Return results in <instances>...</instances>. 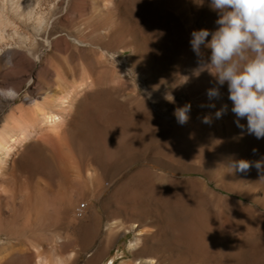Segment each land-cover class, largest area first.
<instances>
[{"label": "rangeland", "instance_id": "rangeland-1", "mask_svg": "<svg viewBox=\"0 0 264 264\" xmlns=\"http://www.w3.org/2000/svg\"><path fill=\"white\" fill-rule=\"evenodd\" d=\"M120 1L89 0L88 7L104 14L107 2ZM71 2L55 1L50 27L34 51L38 62L17 51L27 70L13 71L6 65L9 51L0 56V89L17 91L14 101L0 96V130L17 107L56 99L85 76L93 84L68 110L58 132L63 160L55 164L56 177L49 176L54 153L47 134L29 144L38 148L27 153L16 145L2 157L0 264H39V259L89 264L96 251L95 264L112 258H119L115 264H264V180L255 166L246 173L230 167L233 161L264 157V139L237 127L227 83L220 86V98L209 100L204 93L218 86L215 77L206 70L194 74L199 65L192 31L218 27L210 0H127L126 11L114 10L116 40L107 46L72 26ZM202 51L210 62L211 49L202 45ZM94 53H103V61L88 68ZM44 68L48 72L42 74ZM29 79L31 87L25 85ZM187 103L190 119L180 125L174 112ZM209 104L215 108L201 107ZM225 104L228 111L217 119L215 112ZM205 116L211 124L202 122ZM240 123L247 125L246 118ZM29 160L44 166L46 174H28L24 161ZM71 166L81 174L88 169L101 174L96 195L80 188L74 198L68 196L72 190L63 180ZM42 191L52 211L64 202L60 218L35 212ZM103 203L110 209L103 210ZM80 204L90 210L85 221L74 217ZM113 222L143 231L135 250L127 249L133 232L108 236L105 230ZM100 242L113 246L112 252L97 249Z\"/></svg>", "mask_w": 264, "mask_h": 264}, {"label": "bare ground", "instance_id": "bare-ground-1", "mask_svg": "<svg viewBox=\"0 0 264 264\" xmlns=\"http://www.w3.org/2000/svg\"><path fill=\"white\" fill-rule=\"evenodd\" d=\"M55 1L60 2L61 0H0V56H2L5 51H9L10 56L7 58L6 65L9 66L11 70L16 71L19 68L27 70V67H25V65L23 66V64L16 59L15 53L17 51L25 53L28 58L38 62V58L34 55V51L40 35L45 33L50 27ZM88 2L89 0H72L69 9L72 15L71 24L72 26L78 25V32L81 36H85L91 42H97L103 44V46H107L116 40V32L114 31L116 24L114 10H118L122 7L124 11H126L128 6L127 0H121L119 4L116 5H113L112 2H107V11L104 14L98 13L95 8L89 9ZM87 12L89 14H87ZM44 45L49 47L48 41H44ZM102 55H95L96 59L93 65L85 62L88 68H95L94 66L100 65L103 61ZM40 72L42 74L46 73L48 69H41ZM3 76L8 78L10 74L5 72ZM57 77L62 81V76L58 73ZM85 77L82 78L81 84L77 88H73L66 94L62 93L56 99L45 97L41 102L31 101L29 109L25 110L17 107V109L11 111L7 115L4 120V127L0 130V165L3 162L2 157L8 156L16 145L24 148L26 147L25 151L28 153L39 146L37 144L29 145L31 141L43 134H47V146L50 147L54 153L51 157V164L53 167L51 168L50 175L49 173L48 175L51 178L57 176L55 164L57 161L61 162L63 160L57 143V141L61 142V140L57 138L58 132L65 123L68 110L85 92L93 88L92 82ZM25 85L31 87V79L27 80ZM11 90L14 95L4 98L5 100L14 101L17 98V91L14 89ZM204 95H207V91ZM24 163L27 173L31 176L46 174L44 166L36 165L35 162H31L30 160L24 161ZM72 166L70 167L66 179L64 178L63 180L72 190L68 196L74 198L73 194L77 189L80 190V188L88 190L91 195H96L97 188L95 183L100 181L101 174L93 172L90 169L81 174L80 172H76V169L72 168ZM143 172L150 177H157L156 174L150 171L145 170ZM63 205L64 202H61L60 206L55 211H52L47 192L42 191V193H39L37 196L35 212L40 218H60L64 212ZM71 206H74V204L72 203ZM102 209L109 210L110 208H108L107 204L103 203ZM114 213L120 215L121 210L116 207ZM122 226L123 225L120 223L113 222L108 225L105 231L108 236L121 231L127 233L133 232L134 238L127 246L129 251H133L139 246L143 231L136 225H132L127 230ZM57 242L58 244L61 243L59 240ZM72 257L73 256L70 255L69 259H72ZM118 260L119 258L108 259L104 264H115V261ZM38 263L49 264L48 261L40 259ZM53 264H63V262L61 260H56ZM136 264H154V262L152 260H141Z\"/></svg>", "mask_w": 264, "mask_h": 264}, {"label": "clouds", "instance_id": "clouds-1", "mask_svg": "<svg viewBox=\"0 0 264 264\" xmlns=\"http://www.w3.org/2000/svg\"><path fill=\"white\" fill-rule=\"evenodd\" d=\"M209 7L218 15L215 21L218 27L215 31H192L191 50L199 65L194 74L198 76L206 70L215 77L218 86L208 89L209 100L220 98V86L227 83L237 127L242 134L246 130L248 135L264 139V0H210ZM210 35L211 40L207 41ZM202 45L211 49L210 62L204 59ZM13 95L11 89H0L2 97ZM205 106L215 108V104L201 105ZM190 111L191 103L175 110L180 125L189 121ZM227 111L225 104L215 112V117L219 119ZM245 118L247 125L240 123ZM202 122L211 124L212 118L205 116ZM256 151L254 148L253 153ZM253 166L260 173V180H264V157L255 162L240 159L230 165L241 173L248 172Z\"/></svg>", "mask_w": 264, "mask_h": 264}, {"label": "built area", "instance_id": "built-area-1", "mask_svg": "<svg viewBox=\"0 0 264 264\" xmlns=\"http://www.w3.org/2000/svg\"><path fill=\"white\" fill-rule=\"evenodd\" d=\"M74 217L77 221H85L90 217V210L87 204H80L74 211Z\"/></svg>", "mask_w": 264, "mask_h": 264}, {"label": "crops", "instance_id": "crops-1", "mask_svg": "<svg viewBox=\"0 0 264 264\" xmlns=\"http://www.w3.org/2000/svg\"><path fill=\"white\" fill-rule=\"evenodd\" d=\"M79 236H82V234H80V232H79ZM112 236V235H111ZM110 236V237H111ZM94 244V243H93ZM97 249H103L104 251H110V252H112V250H113V246H110V245H108V244H106V245H102L101 244V242L99 243V248L97 247ZM91 250H92V248H91ZM94 251H95V249H94ZM97 252L98 251H96V252H94L93 254H92V256H90L89 258H93V261L92 260H90V261H88V263L89 264H95V259H96V257H97ZM103 252V251H102ZM95 255V257H93ZM98 264V263H97ZM100 264H104L103 262H101Z\"/></svg>", "mask_w": 264, "mask_h": 264}]
</instances>
